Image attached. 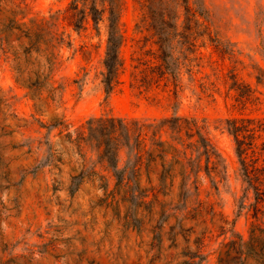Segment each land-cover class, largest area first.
<instances>
[{
    "label": "rangeland",
    "instance_id": "374dc122",
    "mask_svg": "<svg viewBox=\"0 0 264 264\" xmlns=\"http://www.w3.org/2000/svg\"><path fill=\"white\" fill-rule=\"evenodd\" d=\"M72 1L1 2L0 18L25 8L45 28L35 50L16 33L8 41L24 49L0 41V264H264V206L243 190L224 123L264 115V0H164L172 75L162 80L149 70L154 0H88L82 13ZM110 7L123 68L105 93ZM93 117L113 118L117 168L130 148L115 119L129 125L131 154L135 138L151 149L138 164L129 152L135 172L121 182L100 128H87Z\"/></svg>",
    "mask_w": 264,
    "mask_h": 264
},
{
    "label": "trees",
    "instance_id": "16d2710c",
    "mask_svg": "<svg viewBox=\"0 0 264 264\" xmlns=\"http://www.w3.org/2000/svg\"><path fill=\"white\" fill-rule=\"evenodd\" d=\"M0 0V13L2 10ZM88 0H73L72 8L78 10L77 12L82 13V9L86 7ZM157 3V10L160 13V29L157 35L158 38V62L149 65V70L152 78L157 77L154 80L167 79V77L172 75V70L169 65V53L167 48L169 47V35H170V24H169V9L166 8L164 0H154ZM81 7H78V4ZM90 13L92 14V19L97 20L98 17L93 15V12L97 11L94 4H88ZM27 10L25 8H9L8 15L0 18V41L1 44H5L7 48H22L24 49V44L22 42L17 45L11 44L8 41V37L17 34L16 37H26L30 41L37 34L38 31L45 28L44 18L31 17L24 20ZM76 27L78 24H76ZM122 41V33L119 26L117 11L113 8H109L108 16V31L106 39V47L103 57V67L104 71L102 73V82L104 85L105 93H108L111 89L113 81L118 80V74L122 71L123 60L119 54V48ZM36 46L31 42H28L27 49L29 51L35 50ZM13 54H17L18 50H12ZM17 56V55H16ZM234 84H237L236 79H233ZM232 84H231V86ZM228 93V92H227ZM237 103H244L245 99L242 96L235 98ZM119 122V127L123 128V141L122 144L127 146L129 152L131 151V141L129 125L127 122L121 119H115ZM225 128L228 134L231 136L233 142V149L238 163V170L241 176V180L244 184L243 190H252L256 195V200L254 202V208L256 211L262 212V207L264 206V115H250V114H240L238 116H228L224 119ZM114 121L112 117H108L103 120L100 117H93L87 120V128L95 129L100 128V134L104 137L101 140L102 143V155L106 160L107 164L112 168L113 173L116 177V182H121L124 173L134 174L133 166H127V162L132 159L137 162L141 161L143 153H149L151 149L145 147V143L142 138H135L136 144L141 143L140 149L136 153L128 152V157L126 159V165L122 168L116 167V153L115 147L118 139L111 135L110 128L113 127ZM102 127V128H101ZM105 131H104V130ZM196 144L199 145V153L205 154L206 157L212 153L214 150L213 146L210 144L209 140L202 136L200 132H197ZM159 145L162 141L157 142ZM197 147V146H196ZM165 151L164 149H162Z\"/></svg>",
    "mask_w": 264,
    "mask_h": 264
}]
</instances>
